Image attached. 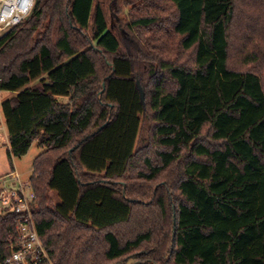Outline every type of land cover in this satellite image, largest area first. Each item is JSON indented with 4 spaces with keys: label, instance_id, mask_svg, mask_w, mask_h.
I'll return each instance as SVG.
<instances>
[{
    "label": "trees",
    "instance_id": "trees-1",
    "mask_svg": "<svg viewBox=\"0 0 264 264\" xmlns=\"http://www.w3.org/2000/svg\"><path fill=\"white\" fill-rule=\"evenodd\" d=\"M141 1L39 0L0 37L50 262L264 264V0Z\"/></svg>",
    "mask_w": 264,
    "mask_h": 264
},
{
    "label": "built area",
    "instance_id": "built-area-1",
    "mask_svg": "<svg viewBox=\"0 0 264 264\" xmlns=\"http://www.w3.org/2000/svg\"><path fill=\"white\" fill-rule=\"evenodd\" d=\"M35 4V0H0V33L4 35L23 25ZM35 200L30 182H23L17 171L0 178V216L18 217V235L9 246L10 257L0 264H51L34 220Z\"/></svg>",
    "mask_w": 264,
    "mask_h": 264
},
{
    "label": "rangeland",
    "instance_id": "rangeland-1",
    "mask_svg": "<svg viewBox=\"0 0 264 264\" xmlns=\"http://www.w3.org/2000/svg\"><path fill=\"white\" fill-rule=\"evenodd\" d=\"M142 1L144 2L145 0ZM139 3L135 4L134 6L136 7V5H138ZM127 10L128 8L126 9V12ZM2 35L3 34L0 33V37H2ZM15 95L16 94L8 93V92L0 95V178L3 175H6L7 173L11 172L12 170H15L21 175L22 181L28 183L33 174L32 172H33L34 160L39 154L42 153L43 149L40 148L37 141H34L29 152L25 156L21 158H14L12 160V163L10 162V159L8 157V149H9L8 134L6 133V130L4 128V124L1 116V103L2 101L11 98ZM59 100L64 103L68 102V100L65 98H60ZM50 196L52 197L53 200H56V194H51ZM112 264H121V263H112ZM123 264H135V263L132 260H129Z\"/></svg>",
    "mask_w": 264,
    "mask_h": 264
},
{
    "label": "crops",
    "instance_id": "crops-1",
    "mask_svg": "<svg viewBox=\"0 0 264 264\" xmlns=\"http://www.w3.org/2000/svg\"><path fill=\"white\" fill-rule=\"evenodd\" d=\"M3 93H6V92H2V93H0V95H2ZM1 116H2V113H1ZM2 120H3V124H4V128H5V130H6V127H5V121H4V118H3V116H2ZM8 142H9V139H8ZM9 150V149H8ZM12 171H15V170H12ZM8 174V173H7ZM19 174V173H18ZM20 175V174H19ZM4 176V175H3ZM2 176V177H3ZM21 176V175H20ZM21 179H22V177H21Z\"/></svg>",
    "mask_w": 264,
    "mask_h": 264
},
{
    "label": "water",
    "instance_id": "water-1",
    "mask_svg": "<svg viewBox=\"0 0 264 264\" xmlns=\"http://www.w3.org/2000/svg\"><path fill=\"white\" fill-rule=\"evenodd\" d=\"M36 1V3L39 1V0H35ZM105 126V125H104ZM104 126H102L100 129H99V131L104 127Z\"/></svg>",
    "mask_w": 264,
    "mask_h": 264
}]
</instances>
